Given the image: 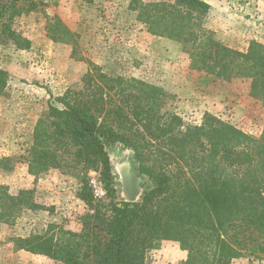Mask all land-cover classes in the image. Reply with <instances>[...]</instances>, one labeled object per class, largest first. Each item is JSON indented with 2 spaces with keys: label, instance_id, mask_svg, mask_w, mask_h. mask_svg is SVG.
Segmentation results:
<instances>
[{
  "label": "trees",
  "instance_id": "16d2710c",
  "mask_svg": "<svg viewBox=\"0 0 264 264\" xmlns=\"http://www.w3.org/2000/svg\"><path fill=\"white\" fill-rule=\"evenodd\" d=\"M45 7L43 0H0V43L29 50L31 42L14 22L46 15ZM129 8L148 33L181 43L192 70L228 82L248 79L251 96L264 106V44L252 41L240 52L219 42L203 24L208 0H131ZM47 32L55 43L77 44L58 17L48 20ZM9 77L0 67V99ZM169 97L161 87L113 77L91 64L83 90H69L63 108L51 106L37 121L21 159L35 178L77 171L78 197L89 213L80 232L51 224L42 233L11 239L14 251L59 264H147L149 251L176 242L187 252L181 264H234L243 258L264 264V131L256 138L212 114L199 126L186 125L165 109ZM119 152H130L143 179L138 202L115 200L111 155ZM0 168L12 171V159L1 158ZM90 172L104 186L103 201L93 193ZM25 211L49 209L35 200L34 189L12 195L0 185V222L15 225Z\"/></svg>",
  "mask_w": 264,
  "mask_h": 264
},
{
  "label": "rangeland",
  "instance_id": "374dc122",
  "mask_svg": "<svg viewBox=\"0 0 264 264\" xmlns=\"http://www.w3.org/2000/svg\"><path fill=\"white\" fill-rule=\"evenodd\" d=\"M45 12L24 15L13 28L31 42L29 50L0 43V67L8 71L6 94L0 99V159H12V171L0 168V185L12 195L35 190V200L49 211H25L15 225L0 222V264H59L44 256L15 252L11 239L44 232L55 224L80 232L89 213L79 199L81 177L77 171L54 170L38 178L28 173L22 156L32 143L37 121L51 106L63 108L70 90H83V77L91 64L117 77L141 79L163 88L168 94L165 109L180 116L189 126H199L212 114L253 137L264 131V106L251 96V81H223L190 68L187 50L181 43L153 36L130 10L131 0H43ZM162 2L173 0H144ZM211 10L204 27L223 45L246 52L252 41L264 44V2L259 0H208ZM58 17L74 33L76 45L55 43L48 37V20ZM75 51V52H74ZM120 151V150H118ZM116 202H122L117 161ZM130 155V152H128ZM97 200L106 191L95 172L89 173ZM187 258L176 242H163L147 253V264H181ZM234 264H261L250 258Z\"/></svg>",
  "mask_w": 264,
  "mask_h": 264
},
{
  "label": "water",
  "instance_id": "95a60500",
  "mask_svg": "<svg viewBox=\"0 0 264 264\" xmlns=\"http://www.w3.org/2000/svg\"><path fill=\"white\" fill-rule=\"evenodd\" d=\"M116 171L120 178L121 196L128 203L140 201L144 189L141 187L143 179L133 169L131 157L128 152L122 153L117 161Z\"/></svg>",
  "mask_w": 264,
  "mask_h": 264
}]
</instances>
